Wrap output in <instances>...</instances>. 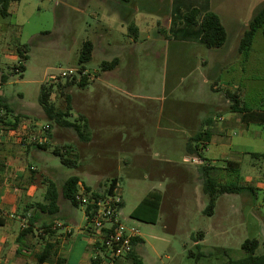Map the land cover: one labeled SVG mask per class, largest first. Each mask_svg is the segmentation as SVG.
I'll return each mask as SVG.
<instances>
[{"label": "rangeland", "instance_id": "1", "mask_svg": "<svg viewBox=\"0 0 264 264\" xmlns=\"http://www.w3.org/2000/svg\"><path fill=\"white\" fill-rule=\"evenodd\" d=\"M208 3L227 32L223 49L170 43L160 37L156 47L148 44L144 51L122 56L118 47H113L110 56L94 53L85 64L79 62L83 43L97 44L100 32L111 29V36L100 39L103 46H114L115 40L126 45L129 38H134L129 29L122 30L119 18L99 0H13L9 15L0 16V102L12 111L11 118L5 120L13 123L12 115H19L21 121L28 117L33 124L45 125L31 128L38 136L46 137L50 132V147L39 153L43 162L30 158V163L40 169L45 164L54 168L59 185L65 178L78 176L89 187L83 189L103 195L112 180L118 181L115 193L123 201L120 220L139 229L143 243L137 252L142 264H223L246 256L242 248L246 240L264 241V192L229 197L228 221L223 225L218 223V215L201 213L194 196L201 193L207 208L209 197L202 193L205 177L197 179L203 169L198 170L186 157L189 128L181 127V119L191 112L227 118L233 112L231 96L237 97L240 105L246 102L250 109L264 111L262 29L256 33L247 58L238 51L244 32L264 7V0ZM149 6L157 11L146 14L149 21L142 24V40L153 23L150 35L168 33L165 18L171 10L170 0L151 1ZM19 46L26 47L24 70L19 69ZM221 53L226 56L225 68L213 63V56ZM113 55L126 57L127 62L115 70L103 69L102 64L110 63ZM208 57L211 60L205 66L201 60ZM112 70L114 77L108 75ZM203 74L211 75L207 84L203 83ZM3 76L7 77L6 83ZM83 76H87L86 81L80 83ZM241 78V91L231 89L229 85ZM42 86L52 88L51 101L58 111L67 110L70 97L71 111L64 119L72 123L87 121L91 143L77 139L72 128L47 118L39 102ZM226 100L227 112L214 108L215 104L225 105ZM249 130L243 135L240 128H233L226 139L232 147L228 143L224 147L209 146L204 164L223 168V157L264 153V125H252ZM66 146L78 153L71 155L77 156V167L64 166L61 157L53 153L55 148L64 150ZM240 160L243 171L247 164L259 163L250 155ZM223 182L236 180L228 176ZM241 184L248 182L243 179ZM150 193L162 196L157 222L132 219L131 213ZM218 200L214 212L225 203L222 197ZM74 209L76 226L84 227V209L79 205ZM126 264L132 262L127 260Z\"/></svg>", "mask_w": 264, "mask_h": 264}, {"label": "crops", "instance_id": "2", "mask_svg": "<svg viewBox=\"0 0 264 264\" xmlns=\"http://www.w3.org/2000/svg\"><path fill=\"white\" fill-rule=\"evenodd\" d=\"M151 1L155 0H99L102 6L108 9L109 13L119 18V25L122 27V30L124 28L129 29L130 27H134L136 31L133 32L134 38H129V42H127L126 45L115 40L114 46L112 43L103 46L101 43L102 41H100V39L106 35L111 36V32H109L111 29L108 28L104 30L105 32H100L97 44L93 45V54L110 56L113 47H118L121 56L122 54H131L138 50L144 51L148 44L150 47H156L160 37H165L170 43L193 44L197 47L203 45L206 47L201 38L200 26L190 25L186 21L185 16L189 11L196 8L200 12L198 17V21L200 22L203 14L210 11L213 12L210 9L208 0H170L171 10L165 18L168 33L165 35V32L163 34L153 33L150 35L151 28L153 29L154 26L153 23L151 28L149 26L145 31L147 36L142 40V24H144L143 22L149 21L146 14L157 11L154 7H148ZM93 16L97 17L98 15L94 13ZM150 20L154 22L153 19ZM114 23L117 24V21L115 20ZM153 36L154 39H152ZM223 48L224 46L220 49ZM113 56L115 57H113L111 62L117 60V65L113 68L114 70L120 68L123 62H127L126 57H121L119 55ZM209 60H211L210 57L202 59L201 62L206 64L205 66H208ZM213 61V63L220 68H225L227 65L226 56L222 53L215 54L213 56ZM114 70L109 72L108 75L114 77ZM203 75V83L207 84L211 75L209 74L208 77L205 74ZM241 81L242 78L238 83L236 82L229 86L231 89H238V91H241L243 86L242 83H240ZM201 88L200 86L199 89ZM214 89H217V87ZM0 95H3L1 91ZM248 98L249 97H247V99ZM228 104L229 100H226L225 105L220 106L215 104L214 108H223V110L227 112ZM243 104L249 110L248 112H230L231 114L227 118L221 117L220 115H218L217 118H210V115L206 113L201 115L199 112L196 114L195 112H191L190 115L181 119V127L189 128V135H187L186 139L187 148L188 145L191 144V149L190 151L187 149L188 154L186 157L188 160L191 158V163L195 164L198 170H202L203 167H205V162L200 160L196 155V145H200V148H202L204 142L205 148L200 149L199 153L205 159V152L211 145L224 147L226 143H228V146L232 147L231 141L227 142L226 139L229 137L228 134L233 128H240L241 132L244 131L242 132L244 135V133L247 134L250 131V126L264 125V111L250 109L246 102H243ZM202 105L205 106L204 104ZM26 118L28 119V117ZM27 119L20 120L16 128L0 123V264H39L38 260L47 246H51L48 253L50 257L42 264H100L99 260L95 258L96 252L93 241L83 234L82 226H76V211L74 208L78 207L73 206L68 200L63 198L61 194L62 186L68 178H65L59 185L58 180L55 178L56 170L54 168L44 163L45 165L40 169V167L34 163H30V158L43 162L39 154L41 150L37 149L35 144L27 142L28 136L26 138L24 137L25 135H39L35 133V129L31 128L33 125H38V127H45V125L41 126L39 122L33 124L30 119ZM206 131L210 134V137L206 141H199L198 135ZM46 135L44 144H49L48 140H51L52 135L50 132L46 133ZM22 139H25V142H27L25 146L21 144ZM77 139L79 138L77 137ZM91 141L90 138L89 143H91ZM72 153L78 155L76 151H72ZM238 154V157H236L237 154H234L233 159H225L226 157L220 159L223 168L208 165L214 168L212 176L219 182H223L228 176L231 177L228 164H237L240 170L239 180L242 181L244 179L246 183L248 182L247 185L242 184L245 189L241 192L224 194L218 197V201H220L222 197V199H225V203H222L221 209L218 208L217 210L216 208V211L213 212L211 216L215 217L218 215V223L220 225L228 221L227 212H229L230 208V201H228V199H230L229 197H235L246 193L255 196L259 192H264V158L253 156V154L264 153L243 152ZM246 155H250L252 158L257 159L259 163H249L245 171H243L240 159L242 156ZM202 178H204L203 173L201 175L199 174L197 179L200 181ZM231 178L235 179V177ZM51 181L56 183L60 191L58 200L60 212L54 219L45 213H39L37 207L38 204H46L47 187ZM84 187L87 189L89 188L86 186V183L81 180L79 189ZM202 193L205 195L204 189ZM194 196L198 201L199 211L205 213L206 208L204 209V198H202L201 193H195ZM38 217L39 220L35 222L32 227L33 231L19 240L21 231L30 226V218L35 219ZM199 238L203 240L204 235ZM258 241L260 244L258 254L262 255L261 252L264 254V241Z\"/></svg>", "mask_w": 264, "mask_h": 264}, {"label": "trees", "instance_id": "3", "mask_svg": "<svg viewBox=\"0 0 264 264\" xmlns=\"http://www.w3.org/2000/svg\"><path fill=\"white\" fill-rule=\"evenodd\" d=\"M13 0H0V16L6 18L9 15V5ZM200 15V12L198 9L194 8L191 11H189L185 19L186 21L193 26H200L201 29V38L203 41V44L208 49H220L222 48L226 42H227V32L224 28L220 17L214 13V12H206L203 14V17L201 21H198V17ZM262 29V33L264 35V7L253 17L251 22L248 25L247 30L244 32L243 37L240 41L238 51L239 53L244 56L245 58L248 57L252 47H253V41L255 38L256 33ZM129 30L132 32H135L134 27L129 28ZM25 46H19L16 50L17 55L20 57L21 65L20 70H24L25 66L23 64L24 61L27 60L26 50ZM93 51L94 46L91 41H85L83 43L82 50L80 52L79 62L81 64H85L91 61L93 57ZM117 65V60L107 63L104 62L102 64L103 69L108 70L114 68V66ZM87 76H83L80 78V83H84L86 81ZM3 83L7 82V77H2ZM3 95H1L2 97ZM52 96V88H46L45 86L41 87V94H40V105L47 116V118L50 121H54L60 126L72 128L76 134L78 135L79 139L88 142L90 140V137L88 135V122L87 121H76V122H68L65 118V116L69 115V112L71 111L70 103L71 99L68 96V107L65 112L56 110L54 104L51 101ZM233 101V104L231 106V109L233 112H248L249 110L246 108V106L240 105L239 100H237V97L231 96L230 97ZM5 109V112L3 110ZM12 113L11 109L0 102V123L16 128L20 122V116L19 115H12L13 123L9 120L8 122L5 120L7 117H10L9 115ZM11 118V117H10ZM210 137V134L206 132H202L198 135L199 141H206ZM37 149L43 151L47 150L50 145L49 144H35ZM205 144L203 142L202 148ZM200 145H196L195 147V153L198 156L200 160L203 162L205 159L202 157V155L199 153ZM188 151L191 149V144L188 145ZM53 153L55 155H59L61 157V162L64 166L68 167H77V156L75 158H72V151L71 149L64 147L63 148H55ZM254 157L258 158H264V154H253ZM229 174L231 177H235L236 182H219L214 176H212V172L214 170L213 167H209L208 165H205L203 167V175L205 177L204 179V185L203 189L205 194L209 197V205L207 206L205 213L208 215H212L214 212L215 204L220 195L224 194H233V193H239L242 190L245 189V187L241 184V181L239 180L240 170L238 169L237 164L229 163ZM81 179L78 176H72L68 178L61 189V194L63 198L68 200L73 206L78 207V203L76 201V196L79 193V183ZM118 187V181L116 179L112 180L109 188L106 190V194L100 195L97 193H94V196L96 198H101L106 195H112L116 192ZM88 191V190H87ZM60 197V191L54 182H50L47 187V193H46V204H38L37 207L39 209V213H45L49 215L52 219H54L60 212V208L58 205V200ZM161 203H162V196L158 193H150L147 195L141 203L134 209V211L131 213V218L140 222L149 223V224H155L158 220L160 210H161ZM88 209L86 213H89ZM39 220L38 218L32 219L30 218V226L26 229L22 230L19 235V240L27 236L29 233H31L32 227ZM52 223V221H51ZM50 223V225H51ZM49 226V225H48ZM201 237V236H200ZM199 238V237H198ZM143 243L142 238L136 239L134 244V250L133 252L128 256V260L132 262V264H142V260L140 259L137 247ZM260 244L257 239H251L246 240L242 248L246 253V256L242 259L238 260H229L226 263L223 264H264V254L259 255ZM51 249V246H47L42 256L39 258V264L44 263L47 259H49V251Z\"/></svg>", "mask_w": 264, "mask_h": 264}, {"label": "built area", "instance_id": "4", "mask_svg": "<svg viewBox=\"0 0 264 264\" xmlns=\"http://www.w3.org/2000/svg\"><path fill=\"white\" fill-rule=\"evenodd\" d=\"M27 136L28 143L44 144L46 141L45 135H25L24 138ZM27 142L22 139L21 144L25 146ZM75 199L84 209L86 225L82 232L93 241L95 258L100 264H126L134 250L133 242L142 237L138 228L128 227L120 220L122 198L116 193L96 198L94 193L82 188Z\"/></svg>", "mask_w": 264, "mask_h": 264}]
</instances>
